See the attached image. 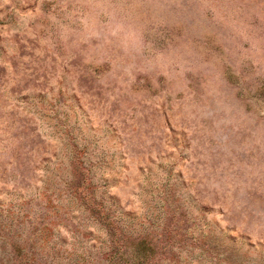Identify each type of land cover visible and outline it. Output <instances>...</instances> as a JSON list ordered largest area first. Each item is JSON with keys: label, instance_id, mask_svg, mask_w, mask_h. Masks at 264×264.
I'll use <instances>...</instances> for the list:
<instances>
[{"label": "rangeland", "instance_id": "374dc122", "mask_svg": "<svg viewBox=\"0 0 264 264\" xmlns=\"http://www.w3.org/2000/svg\"><path fill=\"white\" fill-rule=\"evenodd\" d=\"M147 245L264 264V0H0V264Z\"/></svg>", "mask_w": 264, "mask_h": 264}, {"label": "trees", "instance_id": "16d2710c", "mask_svg": "<svg viewBox=\"0 0 264 264\" xmlns=\"http://www.w3.org/2000/svg\"><path fill=\"white\" fill-rule=\"evenodd\" d=\"M94 207L97 208V210H95L96 213L99 218H101V220L103 222H105L110 228V231H111V235L112 237L115 236L116 238V228H117V225H115V223L109 218V214H103V211L100 207V205H95ZM115 248H116V251L120 254V258H122V256L124 255V251L125 249H128V246H125L123 244L122 241L120 240H115ZM133 254V259H134V264H142L148 256H152L153 254V250L151 249V245H147V246H143L141 248H138V250H135L132 252Z\"/></svg>", "mask_w": 264, "mask_h": 264}]
</instances>
